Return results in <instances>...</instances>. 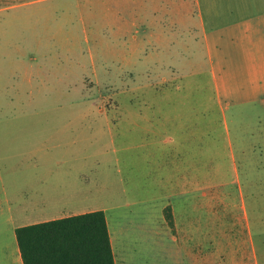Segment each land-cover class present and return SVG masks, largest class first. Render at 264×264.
Segmentation results:
<instances>
[{
    "label": "rangeland",
    "instance_id": "obj_1",
    "mask_svg": "<svg viewBox=\"0 0 264 264\" xmlns=\"http://www.w3.org/2000/svg\"><path fill=\"white\" fill-rule=\"evenodd\" d=\"M194 4L0 0V8L21 5L0 13V177L29 190L33 178L23 172L54 171L71 187L61 215L105 209L133 262L187 264L163 207L178 206V144L202 148L230 188H242L245 233L264 264V112L218 104ZM159 23L166 42L147 46L128 71L115 47L130 48L133 35L135 46L153 42ZM36 43L49 45L43 56L65 60L67 78L24 71ZM1 232L0 264H21L11 227Z\"/></svg>",
    "mask_w": 264,
    "mask_h": 264
},
{
    "label": "crops",
    "instance_id": "obj_2",
    "mask_svg": "<svg viewBox=\"0 0 264 264\" xmlns=\"http://www.w3.org/2000/svg\"><path fill=\"white\" fill-rule=\"evenodd\" d=\"M194 2L201 43L218 104L223 105L226 101L228 105L242 106L255 113L264 112V0ZM20 6L0 8V13ZM164 33L159 23V33L153 42L135 46L138 43H135L136 36L133 35L130 48L114 46V54L122 53L120 56L123 59L128 56L126 60H118L126 67L132 66L136 58L140 60L147 46L155 45V42L158 48L160 43L166 42ZM168 37L172 39L171 34ZM172 43H166L169 50ZM48 48L49 45L36 43L35 50L41 56L38 54L34 58L33 62L37 63L35 67L33 63L30 69L24 71L29 70L32 79L37 80L67 78L69 70L60 68L66 64L64 59L43 56ZM120 56L117 55L116 59ZM22 66L25 64L17 70L22 71ZM128 71L132 69L128 68ZM183 117L180 120L183 121ZM44 150L49 151L48 148ZM214 162V156L205 153L202 148L192 151L178 144V206L168 204L163 207L164 210L172 208L174 228L169 226L165 215L164 223L174 235L178 254L185 255L187 264H259L244 229L245 214L243 216L242 212L246 205L243 190L241 187L232 190L226 172L222 173ZM61 174L62 178L65 177L64 172ZM24 176L33 178L29 190L17 185L8 188L0 177V230L11 227L15 237H10L11 248L19 255L21 264L17 228L93 211H104L106 214L105 209H92L61 215L60 209L71 208L70 182L66 181L65 185L61 179L60 183L54 179L57 173L50 170L25 171L20 177ZM28 193L31 194L29 197L26 195ZM107 223L115 264H136L127 254L120 252L119 235L108 218ZM3 240L1 232L0 249ZM124 249L129 252V244L124 245Z\"/></svg>",
    "mask_w": 264,
    "mask_h": 264
},
{
    "label": "trees",
    "instance_id": "obj_3",
    "mask_svg": "<svg viewBox=\"0 0 264 264\" xmlns=\"http://www.w3.org/2000/svg\"><path fill=\"white\" fill-rule=\"evenodd\" d=\"M164 214L174 228L172 208ZM16 239L23 264H115L104 211L19 227Z\"/></svg>",
    "mask_w": 264,
    "mask_h": 264
}]
</instances>
